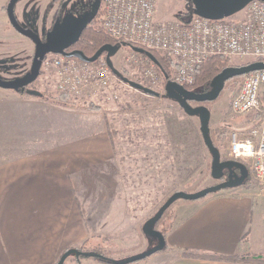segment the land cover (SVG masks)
Returning a JSON list of instances; mask_svg holds the SVG:
<instances>
[{
	"label": "rangeland",
	"instance_id": "1",
	"mask_svg": "<svg viewBox=\"0 0 264 264\" xmlns=\"http://www.w3.org/2000/svg\"><path fill=\"white\" fill-rule=\"evenodd\" d=\"M79 2L87 4V0H73L65 7V12L71 11ZM30 4L29 9L38 21L44 16L48 23L52 21L56 6L50 0H31ZM188 5L189 0H159L157 19L181 21L180 14L187 10ZM244 14L245 9L226 20H240ZM36 19L32 18V24ZM4 21V13L0 9V57L9 55L12 58L8 67L13 72L0 73V78L13 79L22 74L17 71L31 66L33 50L29 40L8 28ZM103 57L112 63L118 73L112 72L111 87H96L84 96L70 97L77 100L78 105L93 101L102 107L101 110L65 106L55 100L61 93L56 88L57 77L50 71L43 70L27 93L29 95L0 87V150L15 146L10 140V133L14 132L12 123L20 124L21 127L16 126L17 130L23 127V132L27 127L31 129L25 132L30 136V145H23V148H31L37 143V137L42 141L38 145L43 144L42 136L54 137L59 131L58 125L71 122L70 116L60 114L63 109L81 110L83 115L98 113L92 118L82 116V119L97 126L103 124L113 139L115 159L113 171L106 173L111 184L105 193L110 204L103 205L100 199L82 201L86 226L90 234L93 231L94 234L75 247L113 260H125L158 245L157 239L144 233L143 225L173 193H195L217 185L221 180L211 175L212 156L203 141L199 119L188 116L178 103L164 97L166 79L160 70L122 42L118 43L115 52ZM247 61L251 59H234L229 63L239 65ZM147 69H151L154 76L149 75ZM119 76L140 83L159 96L137 90L124 83ZM243 80L244 77L229 80L218 100L207 104L211 112L210 134L220 149L222 160H230L233 135L247 134L255 124L253 115L236 116L231 112V100ZM33 91L44 95V98L32 96ZM85 128L81 129V134ZM187 202L179 199L172 205L157 229L168 230L175 221L178 207ZM160 253L162 251L130 264H161L163 258L160 260ZM80 260V264H102L93 257H82ZM65 264H77L75 255H71Z\"/></svg>",
	"mask_w": 264,
	"mask_h": 264
},
{
	"label": "crops",
	"instance_id": "2",
	"mask_svg": "<svg viewBox=\"0 0 264 264\" xmlns=\"http://www.w3.org/2000/svg\"><path fill=\"white\" fill-rule=\"evenodd\" d=\"M60 114L71 122L58 125L54 137L42 136L43 144L37 137L33 147L23 148L31 129L12 123L15 146L0 150V264H58L66 250L94 234L82 201L110 204L105 193L113 139L103 124L82 119L98 113L65 108ZM165 239L161 264H250L185 253L264 259V189L246 183L180 205Z\"/></svg>",
	"mask_w": 264,
	"mask_h": 264
},
{
	"label": "built area",
	"instance_id": "3",
	"mask_svg": "<svg viewBox=\"0 0 264 264\" xmlns=\"http://www.w3.org/2000/svg\"><path fill=\"white\" fill-rule=\"evenodd\" d=\"M159 0H103L101 27L115 40L160 52L172 69L170 80L184 87L195 83L197 69L213 56L228 60L264 61V1L245 7L242 19L209 20L194 16L189 23L157 19ZM42 69L57 77L56 88L68 97H79L99 87H111L113 73L106 57L87 63L62 55L44 59ZM148 74L151 69H147ZM264 69L244 76L231 100L236 116L253 115L247 134L233 135L230 160L244 163L264 189ZM263 116L261 117V115Z\"/></svg>",
	"mask_w": 264,
	"mask_h": 264
},
{
	"label": "water",
	"instance_id": "4",
	"mask_svg": "<svg viewBox=\"0 0 264 264\" xmlns=\"http://www.w3.org/2000/svg\"><path fill=\"white\" fill-rule=\"evenodd\" d=\"M18 0H13L10 5V12H13L14 4ZM254 0H189L187 10L189 15L183 18L182 21L189 23L194 16H199L209 20H223L233 16L234 14L242 11L245 7ZM264 1V0H261ZM101 0L96 1L94 10L90 15H84L79 18H75L71 15H67L62 21H58L54 26L52 32L48 35L46 42H43L40 37L33 32L22 29L17 23L14 15L16 29L30 38L36 45V53L33 59L30 73L25 74L23 77L5 80L0 78V87L4 89L18 91H25V88L32 84L40 76L42 63L48 54L62 55L67 58H75L87 63H94L103 54H110L116 51L117 45L106 44L103 45L92 57L86 56L80 50L68 51L73 45H75L81 38L84 30L87 28L89 23L96 18L98 9L100 7ZM123 45L129 47L135 53L146 56L154 65L161 68L160 62L152 54V52L138 46L122 42ZM107 59V58H106ZM107 62L114 74H118L114 70L112 63L107 59ZM264 69V61H254L242 66H229L225 68L220 74H218L210 82L208 91L204 93H197L196 90H188L187 87L177 84L176 82L169 79L168 75H165V95L164 97L176 102L183 109V111L191 117H197L200 122V131L202 134L203 141L212 156L211 163V175L217 180L223 179L227 175V180L223 181L212 187H208L195 193H184L175 192L173 193L165 203L159 208L157 213L149 218L143 225V231L152 239L159 241L158 245L149 251L142 253L137 256L128 257L125 260H110L102 255L93 252H83L77 248L68 249L58 261V264H65L66 260L71 256L75 255L76 259L80 260L81 257H95L98 256L101 261L109 262L110 264H130L137 262L147 257H150L158 252L166 249V239L164 235L157 229L155 225L162 219L165 212L179 199L186 201H198L207 197L210 194L220 192L225 189H231L246 184L250 178L249 168L242 162L237 160H222L221 152L218 147L214 144L210 134V120L211 112L203 105L192 106L191 101L196 102H211L216 100L225 88L226 83L234 78L245 76L251 72L260 71ZM120 77V76H119ZM124 83L129 86L141 90L146 94L153 96H159L157 92L143 86L140 83L131 81L129 79L122 78ZM29 91H27L28 93ZM32 95H40L39 92H31ZM241 171L240 178H236L235 170Z\"/></svg>",
	"mask_w": 264,
	"mask_h": 264
},
{
	"label": "trees",
	"instance_id": "5",
	"mask_svg": "<svg viewBox=\"0 0 264 264\" xmlns=\"http://www.w3.org/2000/svg\"><path fill=\"white\" fill-rule=\"evenodd\" d=\"M187 4H188V2H187ZM188 15H189V11L185 10L180 14V19L183 20V18H185ZM101 16H102V13L98 15L96 20H94L93 22H90V24L84 30L80 40L70 48V51L71 50H80L86 56L92 57L103 45H106V44L117 45L119 43L118 40H115L107 31H105L101 27V25H100ZM148 51L152 52V54L160 62L161 68H158L156 65L155 66L160 70L163 77L165 78V75H168L169 79H170L172 69H171L170 65L168 64V62L164 59L163 55L160 52L155 51V50H148ZM104 55L105 54H103V56ZM144 57L146 59H148L146 56H144ZM261 60L262 59H255V60L252 59L251 61H247L243 64L235 65V64H230L229 60L227 58H224L222 56H213L209 60H207L206 62H204L202 65H200L198 67L197 73H196L195 83L191 86H187V88L193 89V90H208V86H209L210 82L214 79V77H216L218 74H220L225 68H227L229 66H242V65H246V64H249L251 62H254V61H261ZM243 77L244 76L237 77L236 79L240 80ZM234 79H231V80H234ZM17 93L29 95V94H27L26 91H24V92L18 91ZM41 98H44V95H41ZM55 100L61 102L65 106H70V107L83 106V107L90 109V110H101L102 109V107L100 105L96 104L93 101L86 102V103L85 102L80 103L78 105L79 102L77 100H73L64 94L57 95L55 97ZM262 102H263V108H264V97L262 98ZM262 116H263V114L261 115V117ZM216 147H218V146L216 145ZM247 184L253 185L256 183L254 182V180L252 178H249L247 181ZM165 214H166V212H165ZM165 214H164V216H165ZM159 223H160V221L155 225V229H157V226ZM171 227L166 231H160L164 235V237L166 236L168 231L171 229ZM86 244H87V242L84 243V245H86ZM79 250L83 251V252H89V251H86L83 249H79ZM99 255L104 256L103 254H99ZM185 255H188V256L194 255V256H199L200 258L211 259V260L248 262L250 264H264V259H256V258H251L249 260H245L242 257H227V256H219V255L218 256L217 255H200V254H190V253H185ZM104 257H106V256H104ZM94 258H96L97 260H99L100 262H103L105 264H110L109 262L101 261L98 256H95ZM106 258H108V257H106ZM108 259L113 260L112 258H108ZM76 260H77V264H80L81 260H78V259H76Z\"/></svg>",
	"mask_w": 264,
	"mask_h": 264
},
{
	"label": "flooded vegetation",
	"instance_id": "6",
	"mask_svg": "<svg viewBox=\"0 0 264 264\" xmlns=\"http://www.w3.org/2000/svg\"><path fill=\"white\" fill-rule=\"evenodd\" d=\"M12 1L13 0H0V2L2 3V5L0 6V9L4 13V17H5L4 22L6 23L8 28L13 29L15 32H17V34L19 36L26 37L29 40L30 46H32V50H33L32 57H31L32 63H33V59H34V56L36 53V45L30 38H28L24 34L20 33L16 29V27L14 25L15 20L13 19L12 14L14 15L17 23L19 24V26L22 29L36 33L43 42H46L48 39V35L52 32L54 26L56 25V23L58 21H62L63 18L67 15H71L75 18H79V17L84 16V15H90L94 10V6L96 5L97 0H87L86 5L79 2L78 4L75 5V7L71 11H68L67 13L65 12V7L73 0H50L56 6L54 16H53L52 21L50 23H48L47 17H45V16H44V18L42 17L40 21H38V19H36L37 16H34L33 15L34 13L29 9L32 5V4H30L31 0H18L14 4L13 12H10L9 8H10ZM102 8H103V0H101L100 7L98 9L96 18L98 17L99 14L102 13ZM32 18L36 19L34 21V24H32ZM96 18L94 20H96ZM94 20H92L91 22H93ZM68 51H70V48L68 49ZM48 55H54V54H48ZM48 55L45 58H47ZM10 62H12V58L9 55L8 56L6 55L4 57L3 56L0 57V73H13L8 67V63H10ZM32 63H31V66L29 68H24V69H21L20 71H17L16 73H22V74L17 76L16 78H13V79L23 77L25 74L30 73ZM42 73H43V69L41 67L40 76L42 75ZM40 76L38 77V79L40 78ZM5 80H12V79L10 78V79H5ZM36 81H34L29 86H27L25 88V91L26 92L30 91L32 86L34 85V83ZM188 90L193 91V89H189V88H188ZM196 91H197V93H204V92H207L208 90H196ZM33 92H36V91H33ZM218 98L214 101H211V102L191 101L190 104L192 106L203 105V106L207 107V104H213L214 102H216L218 100ZM240 174H241L240 170H238V169L235 170L236 178H240V176H241ZM227 179L228 178L226 175L223 179H221V182L226 181Z\"/></svg>",
	"mask_w": 264,
	"mask_h": 264
}]
</instances>
